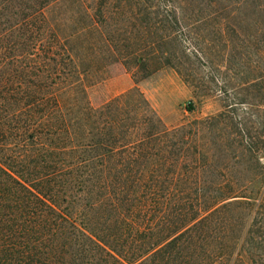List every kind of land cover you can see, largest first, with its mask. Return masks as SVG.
<instances>
[{"label":"trees","instance_id":"1","mask_svg":"<svg viewBox=\"0 0 264 264\" xmlns=\"http://www.w3.org/2000/svg\"><path fill=\"white\" fill-rule=\"evenodd\" d=\"M55 1L0 0V264H201L199 241L210 245L217 215L256 205L243 182L215 178L230 169L216 159L228 160L230 149L257 166L264 133L252 141L255 127L233 119L232 107L244 102L173 128L136 86L92 107L45 14ZM173 4L165 5L172 8L158 28L165 41L180 23V5ZM115 33L104 36L119 57L133 58L131 44L120 45ZM134 58L144 62L143 78L158 59L153 52ZM231 127L240 139L236 150ZM219 221L226 227L227 219ZM226 247L212 264L223 263Z\"/></svg>","mask_w":264,"mask_h":264},{"label":"rangeland","instance_id":"2","mask_svg":"<svg viewBox=\"0 0 264 264\" xmlns=\"http://www.w3.org/2000/svg\"><path fill=\"white\" fill-rule=\"evenodd\" d=\"M138 1L56 0L45 9L50 25L65 41L77 66L89 104L98 108L136 86L165 126L173 128L213 116L222 111L223 105L244 102L235 103L232 117L246 130L249 125L255 127L251 129L256 131L252 141L262 140L264 0H191L190 6L181 0ZM169 3L180 5L181 15H177V28L169 30L174 39L165 41L161 38L165 32L158 28L165 27V9L172 8L165 6ZM99 12L103 23L97 20ZM171 18L169 12L166 19L170 23L166 25L172 26ZM112 31H116L120 45L127 41L131 44L130 49L137 53L133 58L119 57L104 36ZM145 52H153L158 59L149 61L150 73L143 78L144 62L138 64L134 57L144 56ZM165 55L169 64L165 63ZM257 77L258 85L245 84ZM188 102L192 110H188ZM231 131L230 143L239 149L238 132L235 128ZM217 132L222 135L223 130ZM246 135L241 139L248 142ZM213 136L216 133L208 146L213 147ZM205 141L201 143L205 145ZM226 154L228 160L217 158L215 164L225 167L228 163L230 169L223 168V177L215 178L243 182L247 196L255 198L256 205L231 207L217 215L210 245L199 241L198 260L201 264L211 260L212 264L218 247L224 244L227 247L222 264H233L236 258L244 264H264V157L256 166L249 157L241 161L230 149ZM222 218L227 219L226 227L219 221ZM252 236L254 241L249 240Z\"/></svg>","mask_w":264,"mask_h":264}]
</instances>
